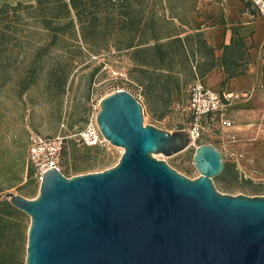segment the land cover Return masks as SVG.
Masks as SVG:
<instances>
[{"label":"water","instance_id":"95a60500","mask_svg":"<svg viewBox=\"0 0 264 264\" xmlns=\"http://www.w3.org/2000/svg\"><path fill=\"white\" fill-rule=\"evenodd\" d=\"M95 120L123 148L114 165L72 176L53 166L35 197L3 194L30 217L24 264H264V194L217 190L214 144L195 147L189 178L154 156L192 144L188 129L144 124L129 91L104 95Z\"/></svg>","mask_w":264,"mask_h":264},{"label":"trees","instance_id":"16d2710c","mask_svg":"<svg viewBox=\"0 0 264 264\" xmlns=\"http://www.w3.org/2000/svg\"><path fill=\"white\" fill-rule=\"evenodd\" d=\"M197 1H1L0 91L6 97L18 100L43 78L56 83L63 92L74 62L79 61L82 55L80 46L75 43L78 40L75 32L79 34V43L87 51L97 53L109 48L119 52L132 50L144 67L149 66V57H153L156 63L152 67L159 71V79L167 77L166 71L172 70L167 60L173 62L182 56L187 60L186 52L189 51L192 58L198 56L202 60L200 69L203 74L216 64L224 70L225 78L244 72L247 47L242 37L232 28L229 42L222 44V54L216 57L214 49L203 37L200 24L195 21V17L201 15ZM239 58L245 63L237 69ZM162 90L171 95L172 88L168 84L163 85ZM24 167L28 170V177L31 176L33 166L24 158L20 137L14 134L8 143L1 141L0 179L3 183L0 182V194L10 191L13 185L20 182ZM18 188L23 190L19 194L25 197L34 191L33 187L23 185ZM22 215L23 211L6 198L0 199V239L8 237L12 245H20L24 233ZM0 264L18 263L1 254Z\"/></svg>","mask_w":264,"mask_h":264},{"label":"rangeland","instance_id":"374dc122","mask_svg":"<svg viewBox=\"0 0 264 264\" xmlns=\"http://www.w3.org/2000/svg\"><path fill=\"white\" fill-rule=\"evenodd\" d=\"M1 1L14 2L15 0ZM221 1L223 0H198L197 5L201 15L214 11ZM247 6L248 10L253 11L249 4ZM197 17H195V21ZM211 22V19L207 20L208 25ZM66 35L70 37L69 33ZM74 36L78 39L75 43L80 46L82 55L79 61L74 62V68L63 85V92L60 91V86L56 83L45 81L43 78H40L18 100L6 97L5 93L0 91V129H2L0 142L8 143L12 135L17 134L20 137V144L26 160L27 145L32 134L59 132L69 135L74 133L85 126L89 120L95 118L100 99L117 89L127 90L138 99L142 105L144 124H152L166 130L185 128L187 114L182 107L187 101V86L195 75L193 64L197 65V73L208 83L206 75L200 69L202 60L198 56L192 58L189 51L186 52L187 60L183 56L174 59L173 62L167 60L166 63L172 70L166 71L167 77L159 79L157 76L159 71L152 67L156 63L153 57H149L150 64L145 68L139 64L140 58L137 54L134 55L132 50L119 52L109 48V50L101 49L95 53L87 51L79 43L78 33L75 32ZM70 48L72 49V46ZM259 72L263 82L264 65L259 68ZM167 84L172 88L169 96L162 90V86ZM215 89H218L223 98V86L220 85ZM244 97L239 94L238 97H232L231 101ZM230 120L234 122L233 118ZM225 134L226 131L212 129L208 134L203 133L200 138L179 152L168 156L157 153L154 156L164 159L179 173L194 178L199 175L193 163L195 147L201 143H212L219 149L223 162H225L222 172L213 177V183L217 190L233 195L239 193L264 194L261 193L264 192V181L243 178L239 174L232 156L233 143ZM122 151L123 148L108 141L100 146H86L77 138L68 137L64 146L60 171L66 176L100 171L114 165ZM33 170L32 175L28 177V170L24 167L20 182L9 190L20 193L23 191L18 188L20 185L33 187L34 191L28 198L35 197L38 192L40 175L34 167ZM2 181L1 178L0 182L3 183ZM1 198H3V194H0ZM21 221L24 233L20 245L17 247L12 245L8 237L0 239V255L5 254L8 259H15L18 264H24L29 215L23 212Z\"/></svg>","mask_w":264,"mask_h":264},{"label":"crops","instance_id":"0c3cea01","mask_svg":"<svg viewBox=\"0 0 264 264\" xmlns=\"http://www.w3.org/2000/svg\"><path fill=\"white\" fill-rule=\"evenodd\" d=\"M248 4L253 11L248 10ZM208 19L212 20L210 25L207 24ZM196 22L200 24L203 37L214 49L216 57L222 54V44L229 42L232 28L242 37L247 47L244 72L225 78L224 70L216 64L205 73L210 86L196 72L193 64L195 75L192 81L199 78L215 91L221 85L224 88L222 93L245 96L232 100L227 106L226 117L234 119L228 131L237 137L232 142V149L233 152L244 154L236 163L239 174L245 172L250 175L249 179L260 177L264 181V80L261 81L259 72V68L264 65V16L257 13L248 0H223L214 11L198 16ZM233 36L237 34L233 33ZM244 61L242 58L237 60V69L244 65Z\"/></svg>","mask_w":264,"mask_h":264},{"label":"built area","instance_id":"2783aa9c","mask_svg":"<svg viewBox=\"0 0 264 264\" xmlns=\"http://www.w3.org/2000/svg\"><path fill=\"white\" fill-rule=\"evenodd\" d=\"M257 13L264 16V0H248ZM187 102L182 109L187 114V125L193 140L201 137L203 133L214 130L226 131L225 136L232 142L237 140L234 133L227 132L233 125V122L226 117L227 106L232 97H238L239 94L223 92V98L218 91L207 87L204 82L196 78L187 86ZM256 135L252 138L254 139ZM68 137L77 138L82 144L87 146L104 145L107 140L104 138L96 123L95 118L89 120L85 126L71 134H32L29 137L27 146V159L41 173L50 168L60 169L62 159V150L64 140ZM235 163L243 156V152H232ZM255 172V171H254ZM243 178H248L245 172L240 173ZM250 178V177H249ZM263 181L262 178H252Z\"/></svg>","mask_w":264,"mask_h":264}]
</instances>
